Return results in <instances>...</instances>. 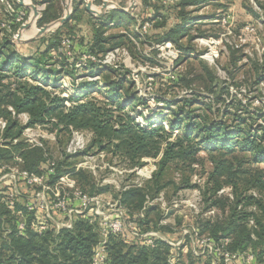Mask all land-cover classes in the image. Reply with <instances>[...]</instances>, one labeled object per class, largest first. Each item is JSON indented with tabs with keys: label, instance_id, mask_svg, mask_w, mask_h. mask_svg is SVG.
<instances>
[{
	"label": "rangeland",
	"instance_id": "rangeland-1",
	"mask_svg": "<svg viewBox=\"0 0 264 264\" xmlns=\"http://www.w3.org/2000/svg\"><path fill=\"white\" fill-rule=\"evenodd\" d=\"M102 1L93 3L99 6ZM107 1L123 8L131 3V0ZM72 2L63 0L62 15L66 8L72 11ZM176 3L177 0H135L128 21L102 28L104 37H122L110 41L107 50L98 54L87 47L91 25H85V21L76 25L75 30L84 37V43L72 48L70 37L62 38L59 50L69 57L74 73L61 74L55 91L63 89L70 95L79 91L81 83L97 80L87 91L90 96L103 99L101 90L106 87L104 75L108 73L112 80L125 79L121 103H126L129 113L143 125L150 122L167 128L165 100L174 102L195 94L192 105L198 107L196 113L206 111L201 109L206 103L213 109L210 116L219 118L227 102L237 99L248 111L260 115L255 124L264 127V0H201L196 6H187V16L181 20L188 29V37L180 39L182 48L171 41H158L162 31L174 25H165L161 30L153 25L146 28L137 25L152 16V8H159L169 24L174 23ZM36 6L39 12L43 8L41 4ZM7 8L11 9L9 5ZM27 9L26 17L23 12L17 14L19 20L24 18L22 23L30 22L21 30L20 41L16 36L21 25L14 30L9 28L6 18L10 14L0 12V38L10 33L15 49L23 56L43 49V39L59 26L58 19L51 21L47 23L48 29L37 35L41 27L37 25L38 18H34L30 7ZM156 21L160 19L148 22ZM92 71L98 74L91 76ZM181 77L188 83L180 81ZM216 97L223 101L217 102ZM175 104L170 108L174 109ZM16 118L24 125L28 114L20 113ZM224 118L233 124L231 117ZM91 137V132L85 129L59 132L46 124L26 127L19 141L40 147L44 159L37 172L23 168L17 151L12 158L0 160V200L10 209L18 201L32 212L30 225L38 233L70 228L78 216L88 217L97 233L90 264H108L107 244L112 236L145 246H152L155 239H160L166 244L158 243L162 250L168 251L169 264H190V260L198 264H255L254 257H249L254 255L251 249L230 252L226 249V238L215 241L209 233L210 225L228 215L232 189L224 185L212 193V185L206 181L213 165L205 148L199 150L198 160L193 164L179 161L168 164L155 185L151 178L159 155L145 157L141 166L129 168L120 157L89 147ZM219 153L215 151L214 155L218 157ZM235 154L246 161L244 168L264 166L252 163L248 153L235 151ZM104 186L107 189L98 192ZM129 187L143 190L142 205L122 201L120 192ZM246 193L256 191L249 188ZM213 202L215 205H211ZM27 220V216L19 214L20 232L25 230ZM118 222L121 229L115 227ZM247 225L253 226V220H248ZM4 229L6 233L9 227Z\"/></svg>",
	"mask_w": 264,
	"mask_h": 264
},
{
	"label": "trees",
	"instance_id": "trees-1",
	"mask_svg": "<svg viewBox=\"0 0 264 264\" xmlns=\"http://www.w3.org/2000/svg\"><path fill=\"white\" fill-rule=\"evenodd\" d=\"M177 1L178 9L174 23L169 24L168 17H165L159 8H152V16L146 17L145 20L160 19L150 23L153 28L160 30L165 25H174L164 29L158 41H171L177 48H182L180 39L188 37V29L181 20L187 16L185 8L196 6L201 0ZM32 2L35 5H43L37 19L39 26L58 19L63 13V0ZM72 3L69 18L61 23L50 37L44 38V48L32 55H21L15 49L10 33L0 38V119L6 122L0 141V160L12 158L17 151L21 156L23 168L29 172H37L44 159L43 152L40 147L25 145L19 141L26 127L46 124L57 128L59 132L85 129L92 134L89 147L95 146L98 150H105L120 157L126 167L141 166L143 158H156L159 155L157 168L151 178L152 182L158 185L168 164L176 161L193 164L198 160L199 150L205 148L210 153L213 165L206 181L212 185V193L224 185H229L232 189L228 215L210 225L209 233L215 241L226 238V249L230 252L251 249L255 264H262L264 166L244 168L246 161L235 154V151L248 153L252 163L264 164V127L255 124V119L260 115L248 111L237 99L227 102L226 109L221 112L219 118L210 116L213 109L206 103L201 107L206 111L196 113L198 107L193 108L192 105L196 96L192 93L190 98L174 101L177 103L174 109L170 108L174 102L165 100L168 106L167 115L164 116L168 122L167 128L150 122L143 125L129 113L126 103H121L124 96L121 90L124 89L125 79L118 77L112 80L108 73L104 75L106 87L104 91L101 90L103 99L90 96L87 91L97 84V80L81 83L79 91L70 95H66L63 89L55 91V88H59L58 80L61 74L74 73L69 57L59 50L62 38L68 35L74 43L72 48L75 45L83 46L84 43V37L75 30L76 25L85 21L84 9L79 7V0H73ZM7 5L11 9H8ZM27 10V7L20 6L16 0L0 1V12L10 14L6 23L13 30L21 25V20L24 19L21 17L18 21L17 14L23 12L26 17ZM129 17L115 9L97 17L90 15L87 18V23L91 25L90 44L87 45L89 50L96 54L105 52L106 44L122 35L104 37L105 31L102 28L120 25L118 21H128ZM97 72L92 71L90 74L95 76ZM179 80L188 83L184 77ZM215 100L223 101L219 97ZM131 110L136 112L133 107ZM20 113L28 114L24 125L16 118ZM226 116L231 117L233 124L227 123L224 118ZM16 140L18 142L14 143ZM218 150L220 153L217 157L214 152ZM249 188L254 189L256 193H246ZM106 189V186L100 187L98 192ZM120 196L125 203L140 206L145 193L140 188L129 187L121 191ZM22 213L28 220L25 230L20 232L17 229V220ZM31 214L32 212L18 204V201L15 202L14 208L10 209L6 202L0 200V264H90L97 233L88 217L78 216L70 228L50 229L38 233L30 225ZM250 219L253 220V226L248 227ZM6 226L9 230L5 233ZM155 240L152 246H145L110 237L107 244L108 264H169L166 257L168 251L162 250L158 245L160 242L165 243L160 239ZM190 264L198 263L190 260Z\"/></svg>",
	"mask_w": 264,
	"mask_h": 264
},
{
	"label": "water",
	"instance_id": "water-1",
	"mask_svg": "<svg viewBox=\"0 0 264 264\" xmlns=\"http://www.w3.org/2000/svg\"><path fill=\"white\" fill-rule=\"evenodd\" d=\"M70 3L72 0H69ZM135 0H131V3L130 5L128 6V8H123V7H114V6H111L108 4L109 1L107 0H103L101 5L98 7V8H94L93 7V2L91 0H86L85 2V8L86 10L96 14V15H102L104 14L107 9L109 8H113V9H116L118 11H121V12H124V13H129L130 9L132 8V3H134ZM18 4L20 6H24V7H30L31 10H32V14L34 16V18H38L39 15H40V12L37 10V6L32 3V2H27L26 0H17ZM71 14V10H67L66 8V11L65 13L58 18L57 20V24L60 25L61 23H63L65 20H67L69 18ZM30 25V22H25V23H22L20 28H19V32L17 33V36H16V39L18 41L21 40V30L27 28L28 26ZM50 24H44L43 26H41L38 30H37V35H41L43 34L49 27Z\"/></svg>",
	"mask_w": 264,
	"mask_h": 264
},
{
	"label": "crops",
	"instance_id": "crops-1",
	"mask_svg": "<svg viewBox=\"0 0 264 264\" xmlns=\"http://www.w3.org/2000/svg\"><path fill=\"white\" fill-rule=\"evenodd\" d=\"M17 1V0H16ZM27 2H29V1H32V0H26ZM93 1H95V0H93ZM85 0H83V3H84V7H82L83 6V3L79 6L81 9H84V15H85V25H89L88 23H87V18L91 15V16H93V17H97V16H100V15H96V14H94V13H92V12H90V11H88V10H86V8H85ZM18 3V2H17ZM102 3V2H101ZM101 5V4H100ZM99 5V6H100ZM99 6H97L96 4H94L93 3V7L94 8H98ZM24 7V6H23ZM110 9V8H109ZM109 9H107V11L104 13V14H102V15H105V14H107L110 10ZM72 12V11H71ZM121 12V11H120ZM121 13H123L124 15H128V16H130V14L131 13H124V12H121ZM83 15V16H84ZM146 18V17H145ZM145 22H148V20H145L144 19V21L142 22V23H140V24H137V25H143V23H145ZM79 25H83V23L81 22Z\"/></svg>",
	"mask_w": 264,
	"mask_h": 264
},
{
	"label": "built area",
	"instance_id": "built-area-1",
	"mask_svg": "<svg viewBox=\"0 0 264 264\" xmlns=\"http://www.w3.org/2000/svg\"><path fill=\"white\" fill-rule=\"evenodd\" d=\"M91 1L93 2V0H91ZM18 20H19V18H18ZM148 25H150L149 22L143 23V28H146ZM5 125H6V122L0 119V127L2 129V132H3V129L5 128ZM115 227H116V229H121V223L120 222L116 223ZM249 257L252 258V257H254V255L253 254L249 255Z\"/></svg>",
	"mask_w": 264,
	"mask_h": 264
},
{
	"label": "bare ground",
	"instance_id": "bare-ground-1",
	"mask_svg": "<svg viewBox=\"0 0 264 264\" xmlns=\"http://www.w3.org/2000/svg\"><path fill=\"white\" fill-rule=\"evenodd\" d=\"M108 4L111 5V6H113L111 1H109Z\"/></svg>",
	"mask_w": 264,
	"mask_h": 264
}]
</instances>
